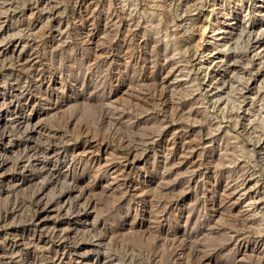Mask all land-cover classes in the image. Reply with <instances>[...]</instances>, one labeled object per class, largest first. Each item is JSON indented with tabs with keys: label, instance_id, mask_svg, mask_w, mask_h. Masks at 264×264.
I'll use <instances>...</instances> for the list:
<instances>
[{
	"label": "rangeland",
	"instance_id": "rangeland-1",
	"mask_svg": "<svg viewBox=\"0 0 264 264\" xmlns=\"http://www.w3.org/2000/svg\"><path fill=\"white\" fill-rule=\"evenodd\" d=\"M261 4L0 0V264H264Z\"/></svg>",
	"mask_w": 264,
	"mask_h": 264
},
{
	"label": "bare ground",
	"instance_id": "bare-ground-1",
	"mask_svg": "<svg viewBox=\"0 0 264 264\" xmlns=\"http://www.w3.org/2000/svg\"><path fill=\"white\" fill-rule=\"evenodd\" d=\"M259 2H261L263 4L264 0H259ZM257 27H260V32H257V34H256L254 32V30ZM244 31H246L248 33V36L251 38V42H250L251 47L250 48H253V50H251L252 52L251 51H248V52L251 54L254 53L253 54L254 56L259 55V54L262 55V53H264V21L260 22V23L258 22V24L255 23V21L251 22V23L246 21V30H244ZM228 34L230 35V32H228V31H222V32L217 31L216 32L213 30L212 37L216 41L225 42V41H227L226 38H228L227 37ZM229 41H230V39H229ZM222 51H224V50H222ZM222 51H219L218 49H213V51L210 52V55H209L207 60L213 65H218L219 67L224 68L225 73L222 74L223 77L224 76L229 77L231 72H233L235 70V68L237 67V63L242 61L249 54L247 52H244L243 54H238L235 52H231V53L225 52L224 53Z\"/></svg>",
	"mask_w": 264,
	"mask_h": 264
}]
</instances>
